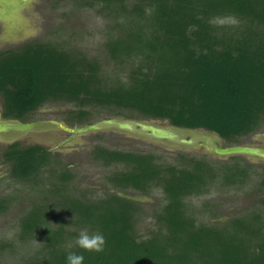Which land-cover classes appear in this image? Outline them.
I'll return each mask as SVG.
<instances>
[{"label":"trees","instance_id":"trees-1","mask_svg":"<svg viewBox=\"0 0 264 264\" xmlns=\"http://www.w3.org/2000/svg\"><path fill=\"white\" fill-rule=\"evenodd\" d=\"M83 3L97 6L105 19L101 52L41 39L0 50L2 118L28 122L38 108L66 103L74 106L70 125L95 122L97 109L98 120L165 121L215 134L226 146L264 128V0ZM230 18L238 23H217ZM90 154L112 168L101 196L79 190L68 165L41 145L15 140L1 150L7 179L30 183L42 195L18 221L12 240L26 250L19 262L66 264L74 252L83 264H264V167L257 206L226 220L213 212L215 220L205 221L186 198L207 193L220 172L225 186L243 185L249 166L220 170L205 155L175 153L168 161L100 145ZM155 188L164 204L141 233L145 211L125 192L150 195ZM10 200L0 195V216ZM85 228L103 234L102 252L75 245ZM17 247L0 243V264Z\"/></svg>","mask_w":264,"mask_h":264},{"label":"rangeland","instance_id":"rangeland-1","mask_svg":"<svg viewBox=\"0 0 264 264\" xmlns=\"http://www.w3.org/2000/svg\"><path fill=\"white\" fill-rule=\"evenodd\" d=\"M83 1L19 0L17 5L8 7L7 16L0 18V48H14L22 43L41 39L51 42L63 41L67 46L72 45L93 54L100 53V44L104 38L106 22L97 6H85ZM3 8L4 6L1 5V13L6 11ZM72 109H74L72 104H46L35 110L29 121L55 120L72 128L78 126L76 123L70 125L66 120L68 112ZM1 110L2 100L0 98V114ZM92 114L95 121L101 116L97 109L92 110ZM159 124L164 126L167 125V122L160 121ZM69 136H71L70 133L61 129L46 128L29 132L15 140H18L22 145H41L57 153L61 162L67 164L70 171L76 175L74 184L77 188L79 190L89 189L97 196H101L104 190L109 189L104 177L112 169L105 168L93 160L90 152L93 147L100 145L136 152L150 151L156 155L164 156L168 161L169 158H174L175 153L205 155L220 170L224 166H249V177L243 185L225 186L222 184L223 178L220 172L207 193L186 198V203L191 206L196 217L205 221L215 220L210 219L213 212L217 214V219L220 220H226L233 215H240L253 206H257L263 198V194L257 188L261 178V167H264V163L255 157L244 155L219 156L200 146L190 148L174 145L113 128L74 135L71 140L66 141ZM10 142L12 140L0 136V152ZM246 143L249 145L250 143L253 145L264 144V131L241 138L239 141L241 145ZM234 156H238V158H234ZM0 179V195L9 194L11 197L8 211L0 216V243L11 240L17 247L18 243L12 239L16 238L18 221L24 211L29 210L30 204L42 195L41 192H34L35 190L30 183L7 179L6 165H0ZM125 196L137 199L145 211L140 216L141 223L138 224L137 230L142 233L151 228L152 218L150 215L153 209L164 204L160 189L155 188L150 195L125 192ZM261 210L264 214L263 207ZM33 244L36 245L35 242ZM21 252L25 253L26 250L25 248L20 250L19 244L15 251L4 252L1 264H23L19 262L20 256L22 257Z\"/></svg>","mask_w":264,"mask_h":264},{"label":"water","instance_id":"water-1","mask_svg":"<svg viewBox=\"0 0 264 264\" xmlns=\"http://www.w3.org/2000/svg\"><path fill=\"white\" fill-rule=\"evenodd\" d=\"M159 122L109 117L71 128L55 120L23 122L0 117V136L14 141L17 137L29 132L46 128H58L71 134L67 138V141H69L74 135L113 128L156 141L185 147H197L204 144L208 151L214 152L219 156L244 155L264 159V149L260 147L241 144L221 147L216 144L219 142L218 137L212 136V133L209 135L210 132L200 133L198 132L201 131L200 129H184L168 123L163 126Z\"/></svg>","mask_w":264,"mask_h":264},{"label":"clouds","instance_id":"clouds-1","mask_svg":"<svg viewBox=\"0 0 264 264\" xmlns=\"http://www.w3.org/2000/svg\"><path fill=\"white\" fill-rule=\"evenodd\" d=\"M217 23L221 25L225 23L237 24L238 21L235 18H230L228 20L221 19ZM105 243L106 241L102 233H90L87 228L82 229L75 240V245L87 252H102ZM83 262L84 256L82 254L70 252L66 257V264H83Z\"/></svg>","mask_w":264,"mask_h":264},{"label":"flooded vegetation","instance_id":"flooded-vegetation-1","mask_svg":"<svg viewBox=\"0 0 264 264\" xmlns=\"http://www.w3.org/2000/svg\"><path fill=\"white\" fill-rule=\"evenodd\" d=\"M19 2V0H0V6L1 5H3L4 6V10H6L5 12H0V18H2L1 16H7L6 14H8V12H9V6H11V5H17V3ZM3 11V10H2ZM23 44V43H22ZM19 45H21V44H19ZM10 47H7V48H0V50H5V49H9ZM0 117H1V115H0ZM199 130V129H198ZM201 130V129H200ZM263 131H264V129H262ZM262 130H259V131H257V132H255V133H253V134H251V135H249V136H253V135H256V134H258L259 132L261 133L262 132ZM198 132H200V133H209V132H206V131H204V130H201V131H198ZM211 133H209V135H210ZM212 136H216V137H218L217 135H215V134H212ZM218 139H219V143L217 142L216 144L218 145V146H221V147H224V146H226L224 143H222L221 142V139L218 137ZM67 141V140H66ZM247 144V143H246ZM246 144H244V145H246ZM247 145H249V144H247ZM180 146V145H179ZM201 148H203V149H206L205 148V146H204V144L203 145H199ZM250 146H255V147H260V148H262V149H264V144L262 143H259L258 145H253V144H251L250 143ZM185 147V146H184ZM191 148V147H190ZM193 148V147H192ZM196 149V148H195ZM207 150V149H206ZM211 153H214V152H211ZM215 154V153H214ZM259 161H261V162H263L264 163V159H260V158H257ZM127 197V196H126ZM132 199V198H131ZM132 200H135V201H137V199H132Z\"/></svg>","mask_w":264,"mask_h":264}]
</instances>
